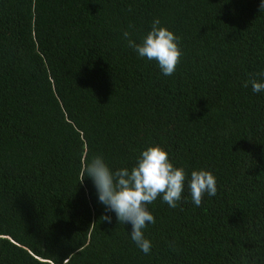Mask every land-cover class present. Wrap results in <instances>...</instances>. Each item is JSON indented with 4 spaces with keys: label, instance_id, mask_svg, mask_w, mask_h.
<instances>
[{
    "label": "trees",
    "instance_id": "16d2710c",
    "mask_svg": "<svg viewBox=\"0 0 264 264\" xmlns=\"http://www.w3.org/2000/svg\"><path fill=\"white\" fill-rule=\"evenodd\" d=\"M260 4L0 0V264H264V91L244 87L264 82ZM157 18L180 37L171 76L123 37ZM154 146L188 180L175 209L147 206L145 255L82 179L94 156L130 171ZM199 170L217 194L197 207Z\"/></svg>",
    "mask_w": 264,
    "mask_h": 264
},
{
    "label": "clouds",
    "instance_id": "9594fccd",
    "mask_svg": "<svg viewBox=\"0 0 264 264\" xmlns=\"http://www.w3.org/2000/svg\"><path fill=\"white\" fill-rule=\"evenodd\" d=\"M260 9H264V0H261ZM123 37L128 47L140 58L155 60L165 76L175 73L183 54L180 37L160 26L158 18L153 21L151 31L141 43L131 39L128 31L123 32ZM258 75L264 77V72ZM249 84L254 93L264 91V82L250 78L244 87L247 88ZM85 177L93 181L105 212H114L118 222L131 224V239L145 255L151 252L153 245L145 238L143 229L149 223L156 222L147 206L162 197L164 203L175 209L181 200L185 181L188 180L185 169L174 167L168 153L159 146L144 150L130 171L121 168L113 172L102 156H94L84 165L82 181ZM188 186L197 207L202 204L205 193L213 197L217 194V181L210 171H192ZM101 220L112 223L109 215H103Z\"/></svg>",
    "mask_w": 264,
    "mask_h": 264
}]
</instances>
